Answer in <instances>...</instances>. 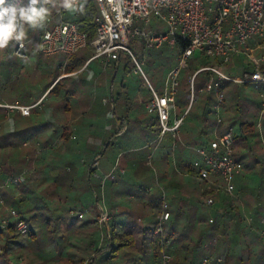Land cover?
I'll return each mask as SVG.
<instances>
[{
    "label": "rangeland",
    "instance_id": "rangeland-1",
    "mask_svg": "<svg viewBox=\"0 0 264 264\" xmlns=\"http://www.w3.org/2000/svg\"><path fill=\"white\" fill-rule=\"evenodd\" d=\"M56 1L57 5L53 7V12L49 16L52 19H54V14L59 6H61V0H53ZM48 6H51V3L48 4ZM73 13H76V11L73 10H67L68 16L72 15ZM54 22V21H53ZM46 24L48 23V17L45 20ZM135 25L139 27L141 30L149 31H159V32H166L168 31V27L166 23L159 17L152 15L150 21L148 24H145L144 22H135ZM29 30V26L25 25V31ZM37 38V36H32V38ZM22 41H27L28 42V51L30 54V57L28 60H20L18 59L15 55H13V49L15 47V44L18 41H14L13 43V48L12 52L9 54L6 53L5 49L0 50V100L1 102L4 103H9V104H23V103H30L32 99L37 98L40 93L48 86L50 81L59 73L61 72H67L70 66L72 65H78L81 66L82 61H81V55L82 51H89V53L92 54L93 48L92 46L88 45L79 51L75 53L74 55L70 56L69 58L67 57L66 54L59 53L55 55H44L40 51L38 47V41H35L34 43L31 42V37H28L27 35ZM249 45H256V44H261L264 45V37L261 36H254L253 38L249 39L247 42ZM130 48L133 51L135 57L137 60L141 63L142 69L145 72L146 76L150 80V82L153 84V86L160 92L163 93L165 91L166 85V77L170 69L175 67L178 64L179 61V47L177 45H170L167 42L164 43L160 48H150L146 49L144 45L142 44V40L137 37L133 36L130 40ZM84 49V50H83ZM259 52V51H257ZM262 52V51H261ZM244 57H240L242 60V63L244 61ZM219 63V65L222 66L223 70L231 75H236L240 76L241 71L236 69L237 65L239 66V61L237 58L234 59L233 62L231 63H224L220 58H216L213 56H207L204 54H201L199 52H195L188 60H187V66L182 68L180 71V85L178 87V92L176 96L179 93H183L184 90V84L185 81L188 80V76L192 75L195 69H199L203 65L206 64H214V62ZM99 59L94 61L92 64V67L94 68L97 66ZM215 62V63H216ZM133 62L131 61L130 57L125 53L122 54V58L120 60V64L118 67H115L114 65H107L105 66L104 64H101V68L103 69H113V70H118L119 74L125 75L126 73H129L133 79H135V89H141L140 81H138V76L141 78V76L138 73L134 72L133 68ZM138 76H137V75ZM37 75V76H36ZM120 75V76H121ZM73 80L69 81V79H65L64 82L70 85ZM230 86L231 88H236L238 91H242L240 93L243 97H249L251 99H257V106H260V109L257 111L255 116H253L250 121L254 123L253 128H255V134L254 135H248L247 139V145L254 149V147L258 144L261 143L262 137H264V108L261 105V99L259 91L255 89L251 84H246L244 87L240 86L243 84H235L231 82H223L222 84V89L221 92L224 95V103L229 107V110L224 113V120L230 118L231 115H234V110H244V108H248L251 110L252 104L250 103L247 106L239 101L238 104L234 107L231 108L229 102H226L225 99V90L223 89L224 86ZM72 86V85H71ZM114 86V85H113ZM205 84L202 85L204 87ZM74 87V85H73ZM51 89V88H50ZM49 89V90H50ZM113 87L112 85L110 86V94H108V106L107 108H103V111L105 114H102V118L97 117L98 121L100 122H107L108 125V131L110 134L112 131V125L116 124L115 122L121 121L118 118L123 117L124 120V125H126V120L129 123L130 126V131L128 132L127 135L118 137V134H114L111 140H106V142L102 145L100 143V139L104 135H110L109 133H104L103 136L98 137V142H91L89 144L91 148L94 149L95 154L90 156H86L85 159L86 161H89L90 166H94L95 168L98 167L97 173L101 177H103V186H96V192H98L99 196L101 199V203L98 204V208L94 211H89V201L85 200L83 206L81 208H76L72 207L67 203V207L64 205V202L61 203L60 206H65L64 210H62L61 216L68 217L66 220L63 222V224L59 227V231L65 236H70L72 229L68 227V218L72 219L74 215L70 214V209L75 210L76 214L78 212H83L87 217H90L91 215L97 220V229H98V237L91 242L89 246H87V251L89 255L92 253H96L98 258L95 264H99V260H101V257L103 256V253L107 250V248L110 246V240L107 237V232H106V227H104L103 224L100 223V215L99 212L101 209H107L106 204H104V198L105 199H112L115 198V196L121 195V197H125L126 201L118 202L122 204H128L131 206L132 210L131 212L135 214V217H147V220H136V226L138 224H148V219L149 216H157L159 219L162 215H165L166 212L165 210H168L170 208H173L172 203L170 201L171 195L170 192L168 191L166 185H163L161 180H160V167L156 163V150L157 147L159 146V150L164 148L165 142L171 138V134L167 133L166 135H158V133H155L156 140L154 142H151L152 132L148 129L142 128L141 124H146V122L141 121H150L154 119V115L151 113H148V111L145 110V108L140 107L139 111L136 113L135 117H138V122L134 123L132 119L135 120V118H132L130 114H128L125 111H121L118 106H116V109H113V104L111 101H113L112 98V90ZM48 90V91H49ZM264 90V88L262 89ZM199 88L194 89V95H198L200 92ZM244 91V94H243ZM130 93V92H129ZM80 93L78 91H73V89H70L69 91V96H62L60 95V98L62 100V104L65 102V99H70V96H75L71 101H69L72 105L75 104L77 106L78 101L75 102L74 100H78V96ZM194 95L193 99L191 100L190 97H188L186 100L187 102H190L189 109L194 101ZM56 97V93L53 92L46 100V104H49L54 98ZM65 98V99H64ZM178 98V97H177ZM57 99V98H56ZM58 99V100H59ZM84 100V99H83ZM67 101V100H66ZM75 102V103H74ZM82 102V101H81ZM80 102V103H81ZM223 103V104H224ZM112 104V107L110 105ZM36 106V105H35ZM31 109V115L29 117L25 118H20L16 114V111H6L4 108L0 107V120H5L2 123H0V134L4 131L6 127V121H8L10 124L13 122L18 123L22 129H29L33 134L37 135L34 136L32 139L36 141L35 145H30L31 140L26 141L19 147L17 150V153L19 154V161H18V169L21 167V173L26 172L25 176H33L35 178L39 179V184L37 185L34 182H25L21 181L20 183L16 184H10L7 187L3 188V194L8 202V204L13 205L15 207H19L20 210L22 211V214L26 216L27 213H25V206L30 204L31 202L33 203V200L37 199L36 194H30V190H34V188L37 191H41L43 189H46L47 187L50 186L52 183V179L55 173L53 172L54 169L58 168L56 166H59V155L57 154L58 151V144H52L51 142H39V123L43 122L44 124H47L51 119L49 120H42V117L40 115L41 111L39 110V107H35ZM197 106V103H195L194 108ZM188 109V110H189ZM234 109V110H233ZM194 111V110H193ZM84 116L82 118L81 115ZM177 113V112H176ZM185 112H179V116H185ZM94 114V113H91ZM90 112L88 111H83L82 109L80 110H75V112L68 114L67 118H71L75 121H82L86 116L88 118L90 117ZM66 116V115H65ZM82 119V120H80ZM141 119V120H140ZM238 119V118H237ZM235 120L233 124H231V121L226 120L225 125L230 126L232 129V132L236 133V127L238 129V120ZM188 121L191 120V117H188ZM5 122V123H4ZM75 122L77 125L78 123ZM141 123V124H140ZM235 127V128H234ZM209 136H213L212 130H209ZM219 132H223V130L219 129ZM158 135V136H157ZM139 136V137H138ZM106 137V136H105ZM150 138V140H148ZM75 142L74 144L77 145L79 140H77V137L74 139ZM239 140V138H238ZM246 140V141H247ZM38 141V142H37ZM146 144V145H144ZM172 145V148L175 149L178 146H180L183 150H191L194 154V156H191L190 159L192 160L193 157H195L196 154V148L201 147L202 144L196 143L195 141H189L186 139H180L179 136L172 137V141H170V146ZM177 145V146H176ZM235 142L233 146H235ZM206 146V145H204ZM260 150H263L264 152V145L260 148ZM7 151H1L0 150V158L3 157L2 155H7ZM98 155V156H97ZM96 156V157H95ZM196 159H201L199 155L196 154ZM255 157V155H253ZM236 158V157H235ZM237 159V158H236ZM169 160V168L174 171L175 167L177 166V163L175 162L174 158V153L170 155ZM262 160V159H261ZM242 162L245 164V166H250L251 161L249 158H244L242 159ZM242 163V164H243ZM121 167L125 168L127 171L126 175H120L121 173ZM264 165V163H263ZM262 166V169L264 166ZM111 169V170H110ZM182 172H185V168H181ZM262 169H258L256 173L253 175H245L242 178L246 182V184L250 187L252 186L253 189H257L259 185L264 189V174L262 173ZM108 170L110 172H114V177H107L106 175L108 173ZM244 170V166H243ZM246 170V169H245ZM19 172V173H20ZM109 172V173H110ZM18 174V173H15ZM14 175V174H10ZM9 175V176H10ZM24 176V178H25ZM8 177V176H7ZM6 177V178H7ZM4 179V182L6 180ZM95 178V177H94ZM3 182V183H4ZM206 182L201 180V179H194V180H188L186 183V186L183 187V191L181 194V197H185V200L188 201L186 205L182 201V206H186L189 210L195 211L197 205L199 210L202 209L204 213L209 214L211 217L212 214H210L211 206H207L206 200L207 198L211 197L213 199V205L214 206L216 203L219 204L218 201H230L233 203L239 202L246 207L247 201L251 202L253 199L255 200V195H253L251 192L245 193V195H241L240 197L238 196V192L236 191V197H230L227 196L226 194H223V196H209V195H202V192L204 188H208L207 185H205ZM37 185V187H36ZM206 186V187H205ZM23 187V189H21ZM34 187V188H33ZM92 188L89 186V191H91ZM256 191V190H255ZM92 194H94L93 190L91 191ZM25 193H28V195H32V199L30 197H27ZM217 193V192H216ZM84 194V193H83ZM86 194V193H85ZM185 194V195H184ZM218 194V193H217ZM63 195V194H62ZM224 195H226L224 197ZM238 196V197H237ZM127 197V198H126ZM131 197V199H130ZM34 198V199H33ZM174 199L179 200V196H176ZM122 200V199H121ZM58 202L55 200V203ZM256 202V201H255ZM64 203V204H63ZM104 204V205H103ZM250 204V203H249ZM56 205V204H55ZM195 205V206H194ZM58 207V205H56ZM54 207V205H53ZM114 209V208H113ZM19 210V211H20ZM117 210V209H116ZM114 213L111 212L109 209L108 213L110 214V219L107 222L108 223V230L109 232L111 231V224L112 223H117L118 220H122V213L120 211H116ZM67 212L68 214L66 215L65 213ZM1 213H5L4 210L1 211ZM101 214V212H100ZM137 215V216H136ZM76 217V215H75ZM188 220V219H187ZM81 220L79 219H74V223L78 224L80 223ZM178 225H181L178 224ZM163 226L162 230H167V226H169V223H166V221H163L161 224V227ZM142 230H139L141 232ZM139 232H135L136 235H139ZM108 238V239H107ZM209 242V240L205 241ZM218 242V239H217ZM180 244V240L173 242V245H171V242H167L165 248L160 250L159 252V259L158 262L156 263L159 264V260L161 259L162 252L165 250L172 254V256L175 253L174 249L176 245L178 246ZM212 245V244H210ZM169 246H172L168 248ZM84 246L81 248L79 247V251L82 250ZM209 248V247H207ZM77 249V250H78ZM170 250V251H169ZM86 251V250H85ZM127 251V250H126ZM131 251V249H130ZM85 253V252H84ZM123 253V252H122ZM132 253V252H130ZM28 254H34V251H30ZM19 255V254H18ZM88 255V256H89ZM28 255L26 254H20L18 257L19 261H22L20 257L25 260V258ZM87 256V257H88ZM128 257V256H127ZM126 257V259H127ZM120 259L119 261H121ZM60 263L61 264H67L68 260L67 257H61L60 258ZM119 263V262H118ZM115 264V263H112ZM117 264V263H116ZM216 264V263H214Z\"/></svg>",
    "mask_w": 264,
    "mask_h": 264
},
{
    "label": "trees",
    "instance_id": "trees-1",
    "mask_svg": "<svg viewBox=\"0 0 264 264\" xmlns=\"http://www.w3.org/2000/svg\"><path fill=\"white\" fill-rule=\"evenodd\" d=\"M24 2H26V0H24ZM80 3H83L84 10L83 12L76 11L78 15L77 27L79 30L87 33L88 40H92L96 34V24L93 21L97 14L96 4L94 0H86V3L84 0H80ZM55 5H57L56 1H53L51 6L46 5V7L49 9V14L47 17L52 14L53 7H55ZM46 26L47 24L44 21V26L42 28L33 29L29 27L26 35L31 37L32 43L37 41L39 35ZM32 36H37V38H32ZM14 41L15 40L11 41L9 46L5 48L6 53L9 55L12 52ZM86 70L88 71V65L82 70V72H87ZM196 70L198 69H195L192 75ZM238 70L242 72L244 70L251 69L250 66L242 63V60L240 59ZM212 75V72L208 70H202L198 72L194 78V89H200L203 84H206ZM56 78L57 76H55L48 84L47 88L50 87L51 89L48 91L47 96L49 97L53 92H55L56 97H59L60 95L66 97L69 95L68 93L70 89H67L64 84H60L58 81L55 82ZM187 78L188 80L185 81L183 93L178 94L177 113L184 112L182 107L187 105L188 102L186 99L191 96L189 76ZM81 79V77H77L76 82ZM245 85L246 84L240 86L244 87ZM223 89L226 93V102H229L231 108L236 106L239 101L243 102L246 106L247 104H252L251 110L248 108H244V110L233 109L234 115H231L230 118L226 119L227 122L231 121V124H233L238 118L239 134L235 132L233 133L234 140L237 139L238 141L237 146H234V156L237 155L236 157H238V146H240L241 142H245L248 139V135L250 136L255 134L256 130L253 128L254 123L250 121V119L255 116L257 111L260 109V106H257V99H251L248 96L242 98L243 95L240 94L242 91L240 92L236 88H231L228 85L224 86ZM78 90L79 89L77 86L73 89V91ZM199 92L200 93L198 95H194V101L186 115L183 117V124L185 125L180 129H182L183 132L196 133V135L200 137L199 143L202 144L201 146H207L208 142L212 139L211 135L208 137L210 132L209 130L214 129L217 119L215 109L216 95L212 91L208 92L202 90ZM133 97V94H129L127 91L124 93L118 91L114 95L113 101L118 102L119 100H124L129 102ZM195 103H197V106L194 108ZM145 110L147 111L146 108ZM228 110L229 107L226 105V103L222 104L220 110L222 123L223 121L226 122V120H224V113ZM125 112L129 113L127 110ZM16 114L18 117L21 116L18 113ZM151 114L154 115V119L150 121L140 119L141 121L146 122V124H140L145 130L148 129L152 132L154 139L151 138V140H148L154 142L156 140V135L153 132H156V134L158 133L159 135L161 128L158 115L156 113ZM30 115L31 112L29 116ZM188 117H191V120L188 121ZM20 118L25 117L21 116ZM3 121L5 120H0V123ZM126 122L128 123L127 120ZM6 123L7 124L4 131L0 134V150L7 151L8 153L7 155L3 154V157L0 158V184H3L4 179L10 174L19 173L21 171L22 167L18 169L17 164L19 161V154L17 153V150L21 145H23L25 140H31L30 145H35L36 141L32 138L38 135L33 134V132H31L29 129L20 128L21 126L16 122L10 124L8 121H6ZM122 127L123 122L121 121L118 123V125H112V134L109 133L110 135H107L106 139L108 140L114 136V134H118ZM129 131L130 126L128 123L127 129L118 137L127 135ZM103 144L104 143H102V145ZM158 148L159 146L157 149ZM70 149H75V158L58 159L59 166H56L58 167V173L53 176L50 186L41 191H37L34 187V190H30V194L35 193L37 199L35 200L33 198V203L31 202L25 206L24 212L27 213L26 216L22 214V211L19 207H16L18 210H20V214L29 224V232L26 235H20L13 226L9 227L7 230L0 229V264H61L60 258L65 256L68 260L67 264H83L87 256L90 254H87L88 251L86 248L98 237L97 220L92 215L87 217L84 214L83 217L80 218L78 217V214L70 213L74 216L72 219H67L69 220L68 227L70 226L69 228L72 229L71 235L67 237L64 233L62 234L59 231V227L63 224L69 214L64 212L66 215L68 214L67 217H65L61 216V213L62 210L67 207L66 204L70 202V200H67L68 197L72 199L71 203L69 204L70 206H72V204V207L76 208H81L83 206L84 202H86L85 200H87V198H84L85 194H83L85 193V191L82 189L84 187L86 188L87 192L90 193L89 196L91 197L90 201L88 200L90 203L89 211L96 210L102 199L100 198L98 192H96L97 190L94 185L96 184V186H100V181L103 180V177L99 176L98 174L95 175L94 173L97 172V169L94 166H90L89 161H86L85 159L86 156H92L95 154L94 149H91L90 145H83L79 142L76 145L73 141H70L69 138L66 137L63 138V142H61V144H58L57 154H62V152L69 151ZM167 149L168 151L166 152V156L168 155V158L166 157L165 161L169 164L168 159L170 158V155L174 153L176 148L173 149L172 145H168ZM77 152L78 154L76 155ZM196 154L192 160H188L189 162L186 166V172L189 173V175L194 174L193 162L197 158ZM241 159L242 157L240 158V156L237 158L239 161ZM73 163H77L76 168H74L72 165ZM260 169H262V166ZM262 173L264 174V168L262 169ZM23 181L27 183L34 182L37 185L39 184V179L33 176H25ZM60 184L62 186L64 185V187L70 185L68 187L72 188L74 184H76L77 186H80L81 190H73L70 192L67 190L58 191L56 189H51L52 185ZM28 185H30V183ZM89 186L95 189H92L94 194H92V190L89 191ZM21 189H23V187ZM258 189L259 190L255 189L256 191H251V193L255 195L254 202H258L259 205L252 209V206H250L248 203L246 204L249 213L254 217L253 220L257 219L260 214L264 213V189H262L261 185L258 186ZM247 192L250 191L246 190L244 193ZM30 194L28 195V193H25L27 197L32 199L33 196ZM62 194H64L66 198L65 204L63 203L66 207L63 205L60 206L61 203L64 202V199H61ZM203 194L212 197L223 196V194H217L212 187L204 188L202 195ZM52 196H56V198L58 196L56 199L58 202L55 203V200L52 199ZM225 196L226 195H224V197ZM170 201L173 208L164 211L168 213V218L164 221L169 223V226H167V230H162L161 233L156 232L160 222V219L157 217L158 215L152 217L149 216L148 224H143V226L142 224H138L136 226V220L132 219L135 216V212H131L132 210L134 211V209H131V211L127 214L128 216L126 219H122L120 221L118 220L117 223H112L109 238L110 246L103 253L101 260H99V264H121L124 258L127 256H131L132 258L127 259L125 264H158L156 261L158 262L159 252L163 248L167 247L166 243L171 242V245H173V242L179 240L180 244L178 246L176 245L174 248L176 250L170 264H201V260L204 256L211 253L217 255L215 252L217 251V243H219L221 251L229 246V260L231 264H234L236 259L238 260L237 264H239L241 261L240 256H242L244 253L245 240L239 232L235 231V233L234 231H231L230 226L232 222L236 221L244 226V229L248 232V235L252 233V225L246 221L245 214L242 210V205L239 202L233 203L230 201H218V205L220 206L219 208L211 206L212 208L210 210V214L213 216V222L211 223L209 222L210 215L204 213L202 209L199 210V205L196 204L197 208L195 211L189 210V212H187L188 208H185L184 205H186L188 201L184 200L183 197H179L178 203L176 205H174L173 195H171ZM182 201L185 203L183 206L181 204ZM55 204L58 205V207ZM182 215L187 216L188 220L183 222L180 221V216ZM74 219H79L81 221L80 223L75 224ZM180 223L181 225H178ZM254 224L256 225V220ZM139 230L142 231L139 232ZM135 232H139V235H136ZM216 235L218 236V242L216 245L212 244L209 246V248L205 247V241L211 240ZM255 238L256 237H253L252 239ZM82 246H84V248L79 251L78 248H81ZM170 247L172 246H169L168 248ZM30 251H34V254H28ZM20 254H27L28 256L25 258V260L20 257L22 261H19L18 257ZM120 259L122 260L119 261ZM159 261L161 262V259Z\"/></svg>",
    "mask_w": 264,
    "mask_h": 264
},
{
    "label": "built area",
    "instance_id": "built-area-1",
    "mask_svg": "<svg viewBox=\"0 0 264 264\" xmlns=\"http://www.w3.org/2000/svg\"><path fill=\"white\" fill-rule=\"evenodd\" d=\"M23 3L24 0H17ZM80 2V0H79ZM97 14L94 17L96 34L88 40L87 33L77 27L78 15L68 16L67 10L59 6L54 19L48 17V23L39 35L38 47L44 55L66 54L69 58L82 48L90 45L94 54L92 59L99 58L104 65L112 61L118 66L122 54H127L133 62L134 72L141 76L143 84L150 92V98L144 102L149 113L159 117L160 136L171 132L174 136L183 123V117L170 119L171 107L175 104L176 94L180 85V71L187 66V60L199 52L207 56L220 58L224 63H231L236 57H244L243 63L251 70H244L240 76L225 72L219 63L200 67L189 77L191 100L194 95L195 75L202 71L212 72V76L200 91L214 92L216 95V124L213 138L207 146L196 148L201 159L193 162L194 175L206 182L217 193L236 197L235 178L241 174L243 164L234 156V135L231 130L219 132L222 123L221 106L224 95L221 92L223 82L235 84H251L259 91L261 105L264 108V45H249L247 42L254 36L264 37V0H94ZM78 6V4H77ZM152 15L161 18L167 25L168 31H145L135 25V22L148 24ZM54 21V22H53ZM137 36L142 40L146 49L160 48L164 43L179 47L178 64L170 69L165 81V91L158 92L142 69L141 63L130 48V40ZM259 51V52H257ZM262 51V52H261ZM13 55L20 60L30 57L27 41H18L13 49ZM34 105L9 104L1 102L0 107L6 111L17 110L21 115L28 116ZM26 144V143H25ZM121 172H123L121 170ZM26 172L10 175L0 184V229L7 230L13 226L20 235L29 232V224L19 210L9 205L3 188L10 184L20 183ZM107 177H114L110 172ZM213 199L207 198V206L213 205ZM4 210L5 213H1ZM100 223L106 227L108 238V221L110 214L101 209ZM76 214L75 210H70ZM83 217V212H78ZM168 218V213L160 217L157 233L162 232L161 224ZM250 221V219H249ZM213 222V218L209 219ZM264 240V228L259 230ZM214 236L204 246L216 245ZM97 254L89 255L83 264H95ZM172 254L163 251L160 264H170ZM225 259L214 253L204 256L201 264L224 263Z\"/></svg>",
    "mask_w": 264,
    "mask_h": 264
},
{
    "label": "crops",
    "instance_id": "crops-1",
    "mask_svg": "<svg viewBox=\"0 0 264 264\" xmlns=\"http://www.w3.org/2000/svg\"><path fill=\"white\" fill-rule=\"evenodd\" d=\"M93 54H94V52H92V54H91V53H89V51H82V54H80L81 55V61H82L81 66H78L76 64L72 65V66H70V68L68 69L67 72H65V73L61 72V73L56 75L57 78H56L55 82L58 81L60 84H64V86L67 89H74V87H76V86L78 87V89H79L78 92L80 93V95L77 98L78 100H74L75 102L78 101L77 106H75V104L72 105L69 102L75 96H70L71 97L70 99L64 98L65 102L63 104L61 102L63 100V98L61 100V99H59L60 96L59 97L57 96L49 104H46V100L48 98L47 93H48V90L50 89V87L49 88L46 87L40 93V95L37 98L32 99V101L30 103H23L22 104V105H34L35 104L36 105L35 107H39V110L41 111L40 115L42 117V120L51 119L47 124H44L43 122L39 123V126H40L39 127V142L42 141L44 143L51 142L52 144H59V143L61 144V142H63V138H66V137H68L69 140L73 141V142H75L74 139L77 137V140H79V143H81L83 145L87 144L88 146H89V144H91V142H98V137L103 136L104 133H107V134L109 133V132H107L109 130L108 129L109 124L107 122H101V121L99 122L97 117L102 118V114H105L104 112H101V111H103V108H107V106H108V104H107L108 98L107 97H108V94H110L109 91H110L111 85L113 87V89L111 90L112 91V93H111L112 98L114 97V95L118 91H121V93H124L125 91H127L128 93L130 92L129 94H133L134 97L129 102H126L124 100H119L118 102L111 101V103L113 104V109H116L117 108L116 106H118V108L121 111H126V110L129 111L128 114H130L132 116V118H135V120L132 119L133 122L134 123L137 122L138 117H135L136 113L139 111L140 107H143V108L145 107L144 102L150 98V92L148 91V89L143 84L142 79L136 74L138 76V81H140L141 89H135V86H136L135 79H133L129 73H126L125 75H123V74L121 75V74H119L118 70H113V69L108 70L106 68L105 69L101 68L100 67L101 64H104L103 61L99 58L92 59ZM236 58L238 59V61L240 60V57H236ZM97 59H99L98 64H97V66H95L93 68L92 64ZM111 64L114 65L115 67L119 66V65L117 66L114 61H112L110 63V65ZM87 65H88V71L86 70L87 72H82V70ZM238 68H239V66L237 65L236 69H238ZM77 77H81L82 79L79 80L78 82H76ZM65 79L66 80L69 79V81L73 80L72 82H74V84L71 83L70 85H68L67 83L64 82ZM73 85H74V87H73ZM158 92H160V91H158ZM160 93H162V92H160ZM67 96H69V95H67ZM177 97H178V95L176 96L175 104L171 107V114H170L171 121H173L175 118L180 117L179 114L176 113L177 112L176 111L177 106H178L177 105L178 104V102H177L178 98ZM190 99H191V96H190ZM112 104L110 105V107H112ZM189 106H190V102H188L187 105L182 107V110L186 113V111H188V109H189ZM80 109H82L84 112L88 111V112H90V114L91 113H94V114H91L89 118H88V116H86V118H84V120L80 119L82 121H78L79 123L77 121L71 119V118H67L68 114H71V113L75 112V110H80ZM11 111H13V110H11ZM14 111H16V113L20 114L17 110H14ZM21 116H23V115H21ZM83 116H84V114L81 115L80 118H82ZM23 117H26V116H23ZM181 117H183V116H181ZM118 119H120L121 122H123V120H124L123 117L118 118ZM75 122H77L78 124L76 125ZM183 122H184V120H183ZM115 123H116V125H118V123H120V121L119 122L117 121ZM225 124H227V123H225V121H223V123H221V125L219 126V129L223 130V132L226 130L232 131L230 126H227ZM184 125L185 124L182 123L180 128H182V126H184ZM127 127H128V123L126 122V125H124V122H123V127L117 136L121 135L127 129ZM142 128H143V126H142ZM235 129L237 130L236 133L239 134L237 127ZM213 132H214V129L212 130V133ZM262 132L264 133V131H262ZM168 133L171 134V138H169L165 142L164 148L159 150V152H158L159 148L156 150L155 155H156V163L160 167V172H159L160 180H161L163 185H166L168 191L170 192V195H173L175 198L176 196L181 197L183 187L186 186V183L188 180H194V179L199 180V178L196 177L194 174L189 175V173L186 172V166L188 165V162H189L188 160L190 159L191 156H194L193 152L191 150H183L180 146H178L176 148V150H174V158H175V162L177 163L178 167H175L173 172L169 168L170 167L169 164L166 163V161H165L166 157L168 158V155L166 156V152L168 151L167 147H168V145H170V141H172V137H175V136L171 132H168ZM166 134H164V135H166ZM105 136H107V135H104L100 139V141H99L100 143L106 142L107 139ZM176 136H179L180 139H183V140L186 139L189 141H195L196 143L200 142V139H199L200 137H198L196 135V133H192V132L187 133L185 131L183 132L182 129L178 130ZM211 137L213 138V136H211ZM112 138H113V136L111 138H109V140L112 141ZM150 138L151 137H149V139ZM234 142L237 146V144H238L237 139H235ZM247 142H248V140L245 142H241L240 146H238V153H237L238 157L240 156V158L242 157V159L249 158V160L251 161L250 166H245V164L242 162V159L240 160L243 163L244 170H242L241 174L238 175L234 180V183L236 186V191L238 192L239 197H240V193H241V195H243V194L245 195L244 192L246 190H249L250 192L255 191V189H253L252 186L249 187L246 184V182L244 180H242V178L244 177V173H245V175H249V176L253 175L254 173H256V171H258V169H260L261 165L264 163V152H263V150H260L262 145H264V137H262L261 143L256 145L254 147V149L249 147L248 146L249 144L247 145ZM74 153H75V149H70L69 151L62 152V154H59V158H61V159H73V158H75ZM77 154H78V152L76 153V155ZM253 155H255V157H253ZM238 157H236V158H238ZM72 165L74 166V168L77 167V163H73ZM180 167L185 168V172H182ZM96 168L99 169L98 163H97ZM120 168L123 171L120 173V175H123V176L126 175L127 171L125 170V168L121 167V165H120ZM110 170H108L105 173H109ZM56 171H58L57 168L53 170L54 173ZM57 173H55L54 175H56ZM94 174L96 175L98 173L96 172ZM100 184L103 186V180L100 181ZM205 185H207V184H205ZM68 186H70V185H68ZM68 186L64 187V185L62 186L61 184L60 185H52L51 189H56L58 191L67 190L70 192H72L73 190H81L80 186H77L76 184H74L73 188L68 187ZM82 189L86 193V194L84 193L85 194L84 198L85 199L87 198V200L90 201V198H91L89 196L90 193L87 192L85 187ZM92 189L95 190L94 188H92ZM256 190H259V189L257 188ZM176 193L179 195H177ZM219 194H224V193H219ZM121 195H122V193H121ZM121 195L115 196V198H112L110 200L104 198V204H106V208H108V210L110 209L112 213H114L116 209L118 211H120L122 213V219H126V217L128 216L127 214L131 211L132 208H131V206H129V203L128 204L118 203V202L126 201L125 199H123L125 197L124 196L121 197ZM57 198H58V196H57ZM57 198H56V196H52V199H54V200H56ZM62 198L66 201L64 194L61 195V199ZM130 199H131V197H130ZM183 199L185 200V197H183ZM67 200H70L69 203H71V201H72V199L70 197H68ZM177 203H178V200L174 199V205H176ZM247 203H248V201H247ZM249 203L248 204L250 206H252V209H254V207H257L259 205L258 202H254V199L251 202L249 201ZM240 204L242 205V210H243V213L245 214L246 221L250 225H252V233L250 235H248V232L244 229V226L241 223H238L236 221L232 222V224L230 226L231 231L239 232L242 235L243 239L245 240L244 241V253L242 254V256H240L241 261L239 262V264H264V240L260 237V235L258 233L260 229L264 228V213L260 214L257 219L253 220L254 217H253V215H251L249 213L248 207L247 206L245 207L242 204V202ZM214 207L219 208L220 206L218 204H215ZM185 208H187V207L185 206ZM105 210L108 211L107 209H105ZM142 218L144 220H147L146 216H144V217H140V216L135 217L134 216V218H132V219L140 221V220H143ZM210 218H213V216L209 217V219ZM251 218H252V220H251ZM180 219H181L180 221L183 222V221H186L188 218H187V216L182 215V216H180ZM190 219H192V218H190ZM249 219H250V221H249ZM255 220H256V225L254 224ZM252 236L256 237V238L252 239L253 238ZM215 252L217 253L218 256H222L225 259V262L223 264H231V262L229 260V252H230L229 246H227L223 251H221L219 243H217V251H215ZM129 258H132V257L131 256L127 257V259H129ZM127 259L124 258V260L122 261L121 264H125ZM237 262H238V260L236 259V261H234V264H237Z\"/></svg>",
    "mask_w": 264,
    "mask_h": 264
},
{
    "label": "clouds",
    "instance_id": "clouds-1",
    "mask_svg": "<svg viewBox=\"0 0 264 264\" xmlns=\"http://www.w3.org/2000/svg\"><path fill=\"white\" fill-rule=\"evenodd\" d=\"M52 2L53 0H26L23 3L17 0H0V50L7 48L13 40L22 41L26 36L25 25L33 29L42 28L49 14L46 5ZM61 7L80 12L84 10L83 3L79 0H61Z\"/></svg>",
    "mask_w": 264,
    "mask_h": 264
}]
</instances>
